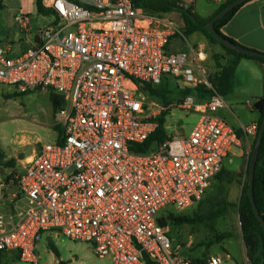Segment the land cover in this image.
<instances>
[{
  "label": "built area",
  "instance_id": "2783aa9c",
  "mask_svg": "<svg viewBox=\"0 0 264 264\" xmlns=\"http://www.w3.org/2000/svg\"><path fill=\"white\" fill-rule=\"evenodd\" d=\"M42 6L52 21L38 31L35 46L16 58L0 48V84L57 96V139L16 176L17 191L0 213V254L38 264V243L55 234L110 264H222L220 256L182 257L158 213L197 204L232 149L255 138L257 124L240 126L239 136L219 116L228 107L202 52L168 51L186 37L167 16L146 14L134 0H42ZM169 77L179 91L210 92L175 104L198 121L187 137L167 134L146 152L132 151L171 111L148 95Z\"/></svg>",
  "mask_w": 264,
  "mask_h": 264
},
{
  "label": "rangeland",
  "instance_id": "374dc122",
  "mask_svg": "<svg viewBox=\"0 0 264 264\" xmlns=\"http://www.w3.org/2000/svg\"><path fill=\"white\" fill-rule=\"evenodd\" d=\"M193 3L195 13L201 18H208L216 8L213 0H194ZM166 16L179 28H183V22L178 13ZM51 20L52 17L45 16L46 23ZM204 41L207 43L206 46L201 44ZM216 45L223 48L219 44ZM24 47L23 44L18 45L9 57L20 56L27 51ZM189 47L194 48L196 52L207 54L205 64L210 71V79H212L217 74L215 70L218 67L210 56V44L202 34L194 33L184 41H174L169 51H186ZM179 84L169 77L167 82L164 81L160 87L170 98L172 95L174 98L171 111L166 117L165 132L169 136L187 137L196 125L199 115L180 110L175 106L179 99L177 98ZM48 93V91H32L19 94L12 87L0 85V149L6 155L0 161V213L6 211L5 204L8 198L17 191L16 176L22 171V168L26 167V165H16L13 158L17 153L28 156L33 150L55 141V130L47 126L50 124L49 117L52 112ZM223 97L228 109L220 110L218 114L231 126L237 128L236 118L243 124L242 126H247L251 122V118L259 115V112L254 108L258 101L255 97L241 93L236 97L230 94ZM153 101L159 105L162 104L159 99L155 98ZM253 140L250 139L248 143L243 142L239 148L232 149L223 161V167L230 172L231 177H216L197 204L181 213H173V208L169 206L161 209L158 213V217L164 219L170 215L192 216L194 213L207 217L208 212H215L222 206L225 207L224 213L214 220L206 218L202 222L179 226L173 225L172 221H166L168 235L172 238L173 246L182 257L203 261L213 256H220L223 258L222 264H250L241 237L238 202L246 179L245 172ZM11 160H14L12 166L8 165ZM9 176L11 179L7 180ZM224 233H229L231 238L217 242V237ZM43 240L46 243L49 241L62 242L59 245L64 257L74 253L72 246L82 244L70 241L62 235L53 234L49 236L45 234ZM226 256L228 258L225 260ZM41 258L42 260H51L47 253L42 254ZM16 263L26 264L21 261H16Z\"/></svg>",
  "mask_w": 264,
  "mask_h": 264
},
{
  "label": "trees",
  "instance_id": "16d2710c",
  "mask_svg": "<svg viewBox=\"0 0 264 264\" xmlns=\"http://www.w3.org/2000/svg\"><path fill=\"white\" fill-rule=\"evenodd\" d=\"M233 1L235 0H228L227 2H225L223 5H221L218 8V10L213 15H211L208 18H201L195 13L193 2H184L181 0H134V5L136 8L141 9L144 13L157 17L166 16L171 13H178L183 22V28H181V30L183 31L184 36L186 38L194 33H199L206 38L209 44L221 45L223 49L227 52V54L225 57H222L220 55L212 56L215 65L220 70L212 79H210V82L212 83L213 87L220 95L225 96L227 94H230L233 90V80L235 77V71L241 59L253 60L264 65V59L253 57L246 54L237 53L227 48L223 44H221L219 41L213 38V36L210 33L206 31V24L212 19V17L218 14L220 11H222L227 5H229ZM36 5H37V10L40 14L42 15L51 14V12L48 9H45L42 6V0H36ZM243 5L244 4L236 6L227 15L219 19L214 25L215 30L221 36L225 37L227 40H229L234 44L237 43L234 42L232 39L224 36L221 33V28L228 23V21L233 17V15L237 12V10ZM161 89L162 88L159 87L153 90H149L148 95L152 99L155 98L159 99L160 102L162 103L161 105L165 107L169 106L170 104H172V100H174L173 95L172 98H170L166 94V92ZM188 95L195 96L198 97L199 99L204 100L210 96V92L207 91L203 86H200L194 89H185L179 91L177 93L178 96L177 98H179L178 100H180V98ZM260 100H263V106L261 111L259 112L260 117L257 123L258 130L264 119V97L261 98ZM50 101L53 106L54 112H56L61 105L59 98L53 94H50ZM166 115L167 112L165 111L160 114V116L156 119L158 124L155 132L143 144L135 145L134 148H132V151L140 152V153L146 152L150 148H152L156 143L163 142L167 139V133L165 132V127H164ZM238 135L241 136L239 130H238ZM255 139L256 136L253 140L252 150L249 155V158H251L252 155ZM3 159H4V155L0 149V161H2ZM13 164H14V160L8 162V165L10 166H12ZM245 174H246V179L243 183V188L238 202V214H239V221L241 227L242 242L246 248V254L250 264H264V231L252 211L247 195L248 165ZM218 176H221L223 178L226 176L229 178L231 177L230 172L227 171L224 167L222 168ZM9 179H11L10 176L7 178V180ZM253 191H254L256 208L264 220V135L260 144L258 159L255 166ZM224 211H225V207L222 206L220 209L216 210L215 212H208L209 215L207 217L200 216L196 213H194L192 216L170 215L165 219L159 218L158 223L162 227H167L166 221H172V224L175 226H179L183 224H195L204 221L206 218L214 220L220 215H222ZM229 238H231V235L229 233H224L217 237L218 240L217 242H221ZM48 244L52 252L57 256V251L52 246L51 241H49ZM59 264H64V263L59 262ZM147 264H152V263L147 262Z\"/></svg>",
  "mask_w": 264,
  "mask_h": 264
},
{
  "label": "crops",
  "instance_id": "0c3cea01",
  "mask_svg": "<svg viewBox=\"0 0 264 264\" xmlns=\"http://www.w3.org/2000/svg\"><path fill=\"white\" fill-rule=\"evenodd\" d=\"M213 1L216 4V8L213 10L211 15H213L218 8L228 0ZM45 16L52 17L51 14L42 15L38 12L36 0H0V48L3 49L8 56H10L14 52V49L21 44L25 46L24 48L26 50L33 48L35 46L38 31L46 27L52 21L51 20L46 23ZM221 33L232 39L240 46L264 54V0H251L244 3V5L241 6L228 21V23L221 28ZM173 42L174 41H172L168 46V51L170 50V46ZM201 44L206 46L207 43L204 41ZM202 54L206 61L207 54L203 52ZM214 55L225 57L226 51L216 44H210L211 58ZM219 70L220 69H216V73H218ZM240 93L255 97L258 101L264 97V65L249 59H241L239 61L233 80V90L230 95L236 97L240 95ZM48 94L50 100V93ZM51 109L52 112L49 117L51 121L50 124H47V126H50V128L55 130L56 140L57 128L54 124L55 112L52 104ZM259 117L260 113L258 116L251 118V122L248 125L252 123L257 124ZM236 122L238 124L237 128L233 125L232 126L233 128L239 130L240 126L243 124L239 122L238 118H236ZM38 149L33 150V152L28 156H24L22 153H17L16 157L13 158L16 161V165H26L34 158ZM2 153L6 157L3 151ZM23 169L24 168H22V170ZM5 205L7 206L5 212H7L9 209L7 202ZM49 235L50 234H48V236ZM60 243L62 242H51L52 246L57 251L56 256L49 247V244L44 242L42 237L36 249L38 264H59V262L64 264H110L108 259L96 258L93 255L91 248L85 244H76L72 246L74 253H70V255L64 257L60 251ZM46 253L49 255L51 260H42L41 255ZM16 261L20 260L17 258L15 252H5L0 254V264H18Z\"/></svg>",
  "mask_w": 264,
  "mask_h": 264
},
{
  "label": "water",
  "instance_id": "95a60500",
  "mask_svg": "<svg viewBox=\"0 0 264 264\" xmlns=\"http://www.w3.org/2000/svg\"><path fill=\"white\" fill-rule=\"evenodd\" d=\"M248 1H251V0H235V1L231 2L222 11H220L218 14H216L215 16L212 17V19L206 24V31L208 33H210L213 36V38H215L221 44H223L227 48H229V49H231L237 53L246 54V55H250L253 57L264 59L263 53H260V52H257V51H254V50H251V49H248V48H245L243 46H240V45H237V44L230 42L225 37L221 36L214 28L215 23L219 19H221L222 17L227 15L236 6L244 4ZM262 106H263V100H259L255 103L254 108L258 112H260L262 109ZM263 135H264V119L261 123V126H260L258 132H257L253 151H252V155H251V158H249L247 195H248V200L250 202L252 211H253L256 219L258 220V222L260 223V226L262 227V229L264 231V220L256 208L255 199H254V191H253L255 166L257 163L258 152H259L261 141L263 139Z\"/></svg>",
  "mask_w": 264,
  "mask_h": 264
}]
</instances>
